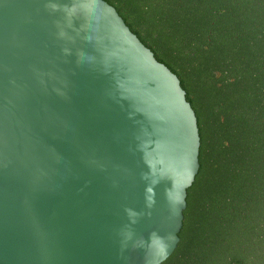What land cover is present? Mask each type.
<instances>
[{"label":"water","instance_id":"water-1","mask_svg":"<svg viewBox=\"0 0 264 264\" xmlns=\"http://www.w3.org/2000/svg\"><path fill=\"white\" fill-rule=\"evenodd\" d=\"M179 78L105 0H0V264H160L199 170Z\"/></svg>","mask_w":264,"mask_h":264},{"label":"trees","instance_id":"trees-1","mask_svg":"<svg viewBox=\"0 0 264 264\" xmlns=\"http://www.w3.org/2000/svg\"><path fill=\"white\" fill-rule=\"evenodd\" d=\"M179 78L200 137L160 264H264V0H105Z\"/></svg>","mask_w":264,"mask_h":264}]
</instances>
